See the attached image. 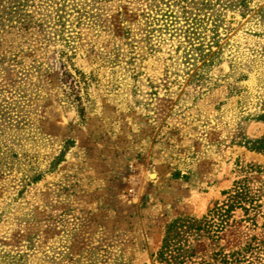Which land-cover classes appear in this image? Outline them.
<instances>
[{"label":"rangeland","instance_id":"rangeland-1","mask_svg":"<svg viewBox=\"0 0 264 264\" xmlns=\"http://www.w3.org/2000/svg\"><path fill=\"white\" fill-rule=\"evenodd\" d=\"M82 1L0 0V264H264V0Z\"/></svg>","mask_w":264,"mask_h":264},{"label":"trees","instance_id":"trees-1","mask_svg":"<svg viewBox=\"0 0 264 264\" xmlns=\"http://www.w3.org/2000/svg\"><path fill=\"white\" fill-rule=\"evenodd\" d=\"M26 1V0H22ZM107 0H83L82 7L80 11H83L84 16L89 15L90 17L94 16V13L87 12V7L92 6V4L97 5L99 2ZM19 4L18 10H25L26 4L21 1H16ZM61 84L64 87V93L67 100L70 104H74L78 107L79 113L81 116L85 115V106H84V88H87V83L85 81V75L79 70H76L73 74L68 65L61 61ZM85 85V87H83ZM241 196L238 198L240 200L245 199L244 191L242 190ZM208 223H203L202 221L188 218V219H178L172 223L167 229L166 236L163 241V247L159 252L160 259L167 264H205V263H196L193 261V254L189 252L186 248L185 242H183L184 234L189 233L186 230L197 231L198 234L200 231L204 230ZM210 228V225L207 226Z\"/></svg>","mask_w":264,"mask_h":264}]
</instances>
